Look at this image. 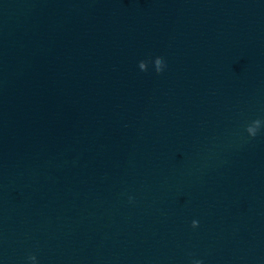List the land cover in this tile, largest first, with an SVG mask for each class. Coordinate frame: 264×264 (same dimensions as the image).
Segmentation results:
<instances>
[{"label":"water","instance_id":"1","mask_svg":"<svg viewBox=\"0 0 264 264\" xmlns=\"http://www.w3.org/2000/svg\"><path fill=\"white\" fill-rule=\"evenodd\" d=\"M29 252L264 264V0H0V264Z\"/></svg>","mask_w":264,"mask_h":264},{"label":"clouds","instance_id":"2","mask_svg":"<svg viewBox=\"0 0 264 264\" xmlns=\"http://www.w3.org/2000/svg\"><path fill=\"white\" fill-rule=\"evenodd\" d=\"M158 63L162 66V67H165L166 66V62L164 59H160L158 61ZM259 122L257 121V124ZM249 135H252L254 136L257 132V128L254 127V126H249L248 129H247ZM128 199L131 201L133 199L132 196H129ZM194 225H198L199 224V221L198 220H193L192 222ZM27 261L29 262V264H39V259H38V256L36 255L35 252H29L27 254V257H26ZM191 264H204L203 260L200 259V258H194L192 261H191Z\"/></svg>","mask_w":264,"mask_h":264}]
</instances>
